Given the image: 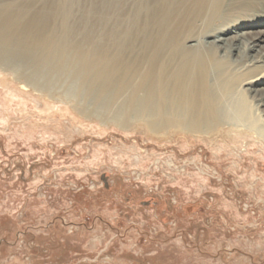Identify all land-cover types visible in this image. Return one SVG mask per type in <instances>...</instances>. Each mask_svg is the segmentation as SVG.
<instances>
[{"label": "rangeland", "instance_id": "rangeland-1", "mask_svg": "<svg viewBox=\"0 0 264 264\" xmlns=\"http://www.w3.org/2000/svg\"><path fill=\"white\" fill-rule=\"evenodd\" d=\"M28 79L0 69V264H264V131L116 121L94 86Z\"/></svg>", "mask_w": 264, "mask_h": 264}, {"label": "bare ground", "instance_id": "bare-ground-1", "mask_svg": "<svg viewBox=\"0 0 264 264\" xmlns=\"http://www.w3.org/2000/svg\"><path fill=\"white\" fill-rule=\"evenodd\" d=\"M0 69L79 102L94 86L84 106L116 121L258 137L264 0H0Z\"/></svg>", "mask_w": 264, "mask_h": 264}]
</instances>
